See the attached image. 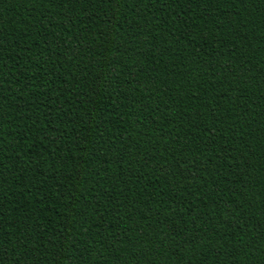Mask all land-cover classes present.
Masks as SVG:
<instances>
[{
    "label": "trees",
    "instance_id": "obj_1",
    "mask_svg": "<svg viewBox=\"0 0 264 264\" xmlns=\"http://www.w3.org/2000/svg\"><path fill=\"white\" fill-rule=\"evenodd\" d=\"M0 264H264V0H0Z\"/></svg>",
    "mask_w": 264,
    "mask_h": 264
}]
</instances>
